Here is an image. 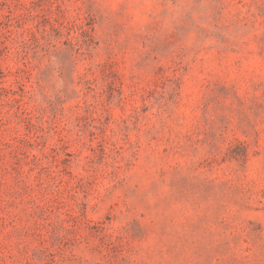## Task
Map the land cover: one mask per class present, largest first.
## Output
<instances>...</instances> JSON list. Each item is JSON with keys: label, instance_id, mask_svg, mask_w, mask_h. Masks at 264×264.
<instances>
[{"label": "rangeland", "instance_id": "1", "mask_svg": "<svg viewBox=\"0 0 264 264\" xmlns=\"http://www.w3.org/2000/svg\"><path fill=\"white\" fill-rule=\"evenodd\" d=\"M0 264H264V0H0Z\"/></svg>", "mask_w": 264, "mask_h": 264}]
</instances>
